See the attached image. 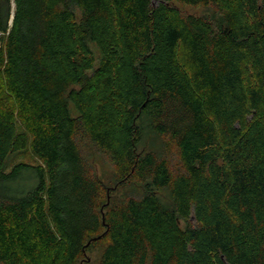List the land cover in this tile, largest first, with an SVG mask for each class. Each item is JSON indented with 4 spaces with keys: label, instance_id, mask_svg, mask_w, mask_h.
I'll use <instances>...</instances> for the list:
<instances>
[{
    "label": "trees",
    "instance_id": "obj_1",
    "mask_svg": "<svg viewBox=\"0 0 264 264\" xmlns=\"http://www.w3.org/2000/svg\"><path fill=\"white\" fill-rule=\"evenodd\" d=\"M82 140L143 192L110 207ZM94 234L97 264H264V0H0V264H80Z\"/></svg>",
    "mask_w": 264,
    "mask_h": 264
},
{
    "label": "rangeland",
    "instance_id": "obj_2",
    "mask_svg": "<svg viewBox=\"0 0 264 264\" xmlns=\"http://www.w3.org/2000/svg\"><path fill=\"white\" fill-rule=\"evenodd\" d=\"M180 12L184 15H193L198 17H206L210 19L215 25H218L220 21V16L217 12L209 7L203 5L191 6L181 3H172ZM90 48L94 55V67L97 68L100 65L102 56L94 43H90ZM70 111L72 116H77V112L71 106ZM138 125L142 132V139L137 147V153L144 155L148 152L155 153L160 158H165L168 160L172 169L179 163V151L168 139L158 136L154 133L151 122L147 118H141L138 120ZM80 148L83 154L87 157L90 165L92 166L96 176L104 185L106 191V202L110 204V207L122 204L127 197L131 195H140L143 192V187L140 184L131 183L124 184L120 183L121 179L117 175L116 170L99 154H97L90 143L86 140H82ZM26 162V163H38L36 158L29 152H24L19 155L13 156L10 160V166L16 163ZM159 200L161 203L169 209H172L174 205V200L171 195L170 188H165L157 192ZM185 223L182 222V226ZM102 234L99 236L94 234L88 239H90L88 245L90 247L86 251V255L80 260V264H97L104 247L106 246V241L101 240ZM94 239H100L93 242ZM85 261H89L86 263ZM79 264V263H78Z\"/></svg>",
    "mask_w": 264,
    "mask_h": 264
}]
</instances>
